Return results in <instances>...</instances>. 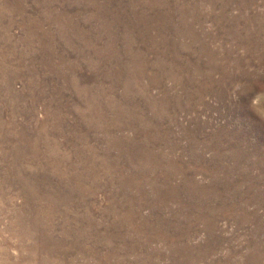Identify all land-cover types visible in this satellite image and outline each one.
<instances>
[{
    "label": "rangeland",
    "instance_id": "rangeland-1",
    "mask_svg": "<svg viewBox=\"0 0 264 264\" xmlns=\"http://www.w3.org/2000/svg\"><path fill=\"white\" fill-rule=\"evenodd\" d=\"M0 264H264V0H0Z\"/></svg>",
    "mask_w": 264,
    "mask_h": 264
}]
</instances>
